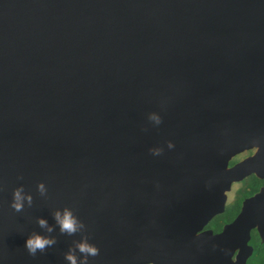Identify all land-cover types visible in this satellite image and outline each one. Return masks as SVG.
<instances>
[{"label":"water","instance_id":"95a60500","mask_svg":"<svg viewBox=\"0 0 264 264\" xmlns=\"http://www.w3.org/2000/svg\"><path fill=\"white\" fill-rule=\"evenodd\" d=\"M251 145L264 152V0H0V264H70L84 236L88 264H180ZM21 185L33 203L16 212ZM65 208L85 229L60 233ZM33 232L57 243L32 256Z\"/></svg>","mask_w":264,"mask_h":264},{"label":"flooded vegetation","instance_id":"af4514ba","mask_svg":"<svg viewBox=\"0 0 264 264\" xmlns=\"http://www.w3.org/2000/svg\"><path fill=\"white\" fill-rule=\"evenodd\" d=\"M257 151L258 146L251 145L237 152L229 160L228 167L244 158L255 156L249 163L250 170L239 179L233 180L230 188L226 190L223 210L213 213L190 236L186 243V247H189L187 258H183L180 264H264V152L257 153ZM230 189L233 190L231 197L228 196ZM260 191L263 192L261 201L252 203L256 213L251 219L254 223L247 228L246 232L234 228L233 233L226 235L224 241H220V233L224 226L237 217L243 202ZM231 203L233 207L228 215L220 217L219 214L223 213L227 205ZM206 231H210L213 241L204 242L196 238ZM210 235L209 238H211ZM144 264L154 263L149 261Z\"/></svg>","mask_w":264,"mask_h":264},{"label":"clouds","instance_id":"9594fccd","mask_svg":"<svg viewBox=\"0 0 264 264\" xmlns=\"http://www.w3.org/2000/svg\"><path fill=\"white\" fill-rule=\"evenodd\" d=\"M160 122L158 116L153 115L152 117ZM171 146V144L169 145ZM159 154V149L155 150ZM38 191L41 195L46 192L45 183L40 182L38 184ZM25 201L29 206L33 203V196L31 193H25L23 185L14 189L13 200L11 207L16 212H21L24 210ZM54 219L59 225V231L61 234H66L69 236L75 235L77 232L85 229V225L79 221V219L74 216L73 211L70 208H65L63 215L59 210L54 213ZM38 225L41 229H46L48 233H52L54 228L50 226L46 219L40 218L38 220ZM57 243V239L54 236L42 235L39 232H33L26 241V249L30 255L35 256L37 252H44L49 247L54 246ZM77 251L82 254L77 256ZM99 255V249L94 244L90 243L87 236L74 242L73 247L65 254V259L70 262V264H88L89 257H96Z\"/></svg>","mask_w":264,"mask_h":264},{"label":"trees","instance_id":"16d2710c","mask_svg":"<svg viewBox=\"0 0 264 264\" xmlns=\"http://www.w3.org/2000/svg\"><path fill=\"white\" fill-rule=\"evenodd\" d=\"M232 207H233V204L232 203L231 204H228L227 207L225 208L226 210L223 213L219 214V216L220 217H223V216L228 215V212H229L230 209H232Z\"/></svg>","mask_w":264,"mask_h":264},{"label":"rangeland","instance_id":"374dc122","mask_svg":"<svg viewBox=\"0 0 264 264\" xmlns=\"http://www.w3.org/2000/svg\"><path fill=\"white\" fill-rule=\"evenodd\" d=\"M231 189H232V188H231ZM231 189H230L229 192H228V196H229V197H231L232 194H233V190H231Z\"/></svg>","mask_w":264,"mask_h":264},{"label":"bare ground","instance_id":"6f19581e","mask_svg":"<svg viewBox=\"0 0 264 264\" xmlns=\"http://www.w3.org/2000/svg\"><path fill=\"white\" fill-rule=\"evenodd\" d=\"M239 236V235H238ZM242 237V236H241Z\"/></svg>","mask_w":264,"mask_h":264}]
</instances>
